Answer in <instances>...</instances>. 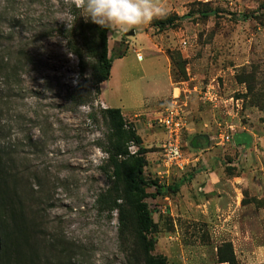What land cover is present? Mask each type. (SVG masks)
I'll list each match as a JSON object with an SVG mask.
<instances>
[{
    "label": "rangeland",
    "instance_id": "374dc122",
    "mask_svg": "<svg viewBox=\"0 0 264 264\" xmlns=\"http://www.w3.org/2000/svg\"><path fill=\"white\" fill-rule=\"evenodd\" d=\"M263 2L186 0L177 10H164L157 17H176L173 26L163 32L157 27L145 29L152 39L161 38L171 57L170 74L173 69L178 72L177 83L213 85L222 100L215 108H229L235 115L239 111L230 123L234 132L250 125L264 129V114L254 106L257 91V97L264 91V12L251 16ZM81 14L80 0H0V150L25 188L27 216L37 228L40 251H56V257L63 255V264H128L124 249L129 241L119 237L118 210L109 211L98 202L112 184L104 153L111 131L100 114L105 108L93 88L84 104L71 95L79 83H91L95 65V58L86 52L94 39L92 24ZM144 26L131 30L137 34L134 38L119 30L107 34L109 53L124 52L122 64L137 72L163 67L162 57L148 50ZM74 47L82 48V61L72 52ZM135 49L142 59H137ZM248 75L254 78L250 92L244 81ZM247 107L259 110L260 116L247 118L242 112ZM242 147L231 148L224 173L244 179L239 182V218L261 242L264 217L252 215L248 207L258 212L264 196L252 190L253 174L246 162L264 155L258 148ZM129 151L135 153L136 147ZM182 151L190 152L188 147ZM233 162L237 165L230 166ZM147 173L145 169L152 178ZM147 192L157 225L153 254L165 257L167 264H188L193 260L190 251L219 240L212 218V224L197 222L190 228L175 216L181 215L175 193L168 191L164 199L153 188ZM231 251L230 243L217 247V262L226 260ZM215 262L209 246L207 258L196 264Z\"/></svg>",
    "mask_w": 264,
    "mask_h": 264
},
{
    "label": "crops",
    "instance_id": "0c3cea01",
    "mask_svg": "<svg viewBox=\"0 0 264 264\" xmlns=\"http://www.w3.org/2000/svg\"><path fill=\"white\" fill-rule=\"evenodd\" d=\"M183 1L186 0H159L157 4L165 11H173L177 10V5ZM147 25L145 24L142 32L149 42L148 50H151L156 57H162L163 67L134 71L122 64L124 59L122 52L120 58H114L108 80L99 85L98 99L105 109H119L124 119L134 127L142 140L143 147L149 151L145 155L146 170L152 178L158 179L157 174L161 170L158 156L160 147L166 139L165 130L158 121L172 92L179 90V83L172 81L170 59L161 38L152 39L148 36L145 31ZM136 35L134 32L128 39ZM133 51L136 56L141 55L139 50ZM115 66L118 67L114 73ZM242 112L247 118L252 119L258 118L261 114L254 107H247ZM238 113L239 111L235 115L229 108L222 106L215 108L202 103L196 95L189 99L186 109L187 124L182 139L183 147H188L190 151L189 154L183 152L189 162L183 170H171L166 179L169 186L176 189L174 199L179 204L181 215L175 216H181L183 221L188 225L191 224L190 228L197 222L212 224L210 221L212 218L216 224L213 232L219 240L217 239L215 245L210 243L206 246V243H201L197 251H190L193 260H189L188 264L204 261L209 246H213L214 250L216 262L213 264H228L217 262L216 258L217 247L220 248L224 243L231 244L236 259L234 264H264V240L261 242L256 240L253 233L245 229L244 221L241 222L239 218L241 210L238 207V199L240 200L241 197L239 182L244 179L228 177L224 173L227 159L230 158L228 154L234 151L232 149L252 146V150L257 151L258 148L264 155V129L250 125L234 132L230 123L238 118L240 115ZM238 135L245 137L244 144L235 145L234 138ZM246 164L247 169L253 174L250 180L252 190L264 196V157L248 160ZM236 165L234 162L230 164V166ZM250 183L247 181V184ZM248 209L251 210L252 215L264 217V207L258 209V212L253 206H249ZM215 217L219 218L218 221Z\"/></svg>",
    "mask_w": 264,
    "mask_h": 264
},
{
    "label": "trees",
    "instance_id": "16d2710c",
    "mask_svg": "<svg viewBox=\"0 0 264 264\" xmlns=\"http://www.w3.org/2000/svg\"><path fill=\"white\" fill-rule=\"evenodd\" d=\"M262 12L264 2L251 16L256 18ZM175 20L176 17L163 15L153 19L147 29L157 27L158 31L163 32L173 26ZM108 31L92 24L91 33L94 39L86 46V52L95 58V65L91 83L88 85V81L84 80L72 90V98L78 104L86 103L92 88L99 94V85L108 80L114 58L122 56L109 53ZM72 52L80 61L83 60L82 48L74 47ZM168 57L171 59L169 55ZM177 73L175 69L171 72L172 81L175 83L178 82ZM253 80L250 75L244 80L249 92ZM257 94L254 106L264 114V91L258 97ZM100 114L107 121L111 131L104 153L111 169L112 184L99 196L98 202L105 205L109 211L118 210L119 237L122 241L126 238L129 241V246L124 249L128 264H167L165 257L153 254L155 245L153 236L157 232V225L146 202L150 196L147 190L153 188L154 194L162 197L166 193L164 187L158 185L157 179L145 175L147 166L145 155L149 151L143 147L140 136L124 119L119 109L106 108L100 111ZM245 141L244 136L238 135L234 138L235 145L244 144ZM132 145L136 147L133 154L129 151ZM8 162L6 154L0 150V264H53L54 260H58L55 264H63V255L56 257L57 252L54 250H49L47 254L39 250L40 241L34 234L37 228L27 216L25 188L12 174ZM167 190L172 194L176 192V189L170 186ZM227 259L222 262L235 263L232 251Z\"/></svg>",
    "mask_w": 264,
    "mask_h": 264
},
{
    "label": "built area",
    "instance_id": "2783aa9c",
    "mask_svg": "<svg viewBox=\"0 0 264 264\" xmlns=\"http://www.w3.org/2000/svg\"><path fill=\"white\" fill-rule=\"evenodd\" d=\"M181 44L183 47L186 46L185 41H182ZM137 58L141 59L142 57L137 54ZM183 84L179 83V90L174 93L172 92L158 121L166 133V139L160 147L158 156V164L161 170L157 174L159 180L158 185L164 187V193L168 192L167 187H169V183L166 178L170 171L173 169L183 170L189 162V159L182 151V139L183 131L187 124L186 109L190 97L196 95L202 103L209 104L213 107H217V104H222L221 97L213 85L189 87L187 83ZM131 153L133 154V152ZM164 196L167 199L168 195L165 194Z\"/></svg>",
    "mask_w": 264,
    "mask_h": 264
},
{
    "label": "clouds",
    "instance_id": "9594fccd",
    "mask_svg": "<svg viewBox=\"0 0 264 264\" xmlns=\"http://www.w3.org/2000/svg\"><path fill=\"white\" fill-rule=\"evenodd\" d=\"M82 16L101 29L128 33L164 13L156 0H80Z\"/></svg>",
    "mask_w": 264,
    "mask_h": 264
},
{
    "label": "water",
    "instance_id": "95a60500",
    "mask_svg": "<svg viewBox=\"0 0 264 264\" xmlns=\"http://www.w3.org/2000/svg\"><path fill=\"white\" fill-rule=\"evenodd\" d=\"M127 35H133L134 34V32L133 31H131V32H129V33H126Z\"/></svg>",
    "mask_w": 264,
    "mask_h": 264
}]
</instances>
